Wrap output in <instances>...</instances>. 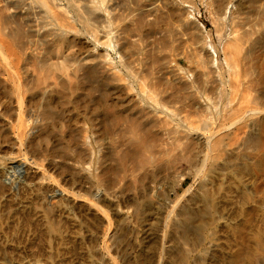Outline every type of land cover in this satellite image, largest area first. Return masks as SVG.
Here are the masks:
<instances>
[{"label": "bare ground", "instance_id": "bare-ground-1", "mask_svg": "<svg viewBox=\"0 0 264 264\" xmlns=\"http://www.w3.org/2000/svg\"><path fill=\"white\" fill-rule=\"evenodd\" d=\"M179 1L122 0L121 14L119 2L108 0H0V142L8 150L28 149L19 173L43 170L67 184L97 183L86 205L107 223L104 240L112 245L121 238L110 233L113 224L123 227L159 203L148 196L149 204L142 205L137 188L155 194L152 184L170 180L160 187L168 264H262L264 95L255 99L260 106L246 111L248 104L238 101L237 107L234 101L241 49L252 53L262 46L264 0H246L247 11L232 21L238 23L222 50ZM226 2L215 9L219 17ZM172 48L193 67L173 60ZM221 55L228 76L220 69ZM224 86L230 90L221 91ZM239 108L241 114L232 116ZM183 110L200 112V124L182 116ZM173 135L176 142L170 143ZM72 150L84 161H76ZM113 167V180L122 171V194L102 185ZM189 178L193 183L178 194ZM72 194L67 189L43 199L42 211L53 217L62 197ZM120 198L131 213L119 209ZM254 220L250 238L245 229Z\"/></svg>", "mask_w": 264, "mask_h": 264}, {"label": "rangeland", "instance_id": "rangeland-1", "mask_svg": "<svg viewBox=\"0 0 264 264\" xmlns=\"http://www.w3.org/2000/svg\"><path fill=\"white\" fill-rule=\"evenodd\" d=\"M108 1H109L108 4L113 5V6L119 2L118 3L119 7H117L118 8L117 10L119 11L117 12L118 13L122 12L121 10L122 0H108ZM186 1L185 0L179 1V4L182 5V8H185L186 16H188V18L194 19L195 21H199L203 23L205 27H207L206 29L207 31H209L213 39V43L215 42L219 50H222L221 48L223 47V44L226 42L227 36H229L230 32L232 31V27H231L233 23L232 21L233 20L241 21V19L243 18L242 15H244L243 13L247 11L246 10V6H247L246 0H227L228 3L226 2L227 5L224 9V12L226 11L225 12L226 14L223 12V14H225L226 16L222 15L220 17H223V18H220L216 12V10L218 9L220 0H186ZM132 3L133 4L136 3L135 0H129L128 5H132ZM237 23H233L232 26H235V24ZM219 26H221L220 28L222 30L221 29L219 30L222 31L223 35L221 34V32L220 34L219 32H217L218 29L216 27L219 28ZM225 32H227V34ZM222 36H223V39H222ZM208 38L206 37L204 39V44L206 48L211 49L212 40ZM263 41L264 39L261 41L262 46H260V48L255 49L256 51L254 50L251 53L247 49L243 48L241 49L240 55H238V63L240 66L239 69L241 71L240 72L241 77H240V80L237 81L239 82L237 83L238 85L235 84L238 86V87L236 86L237 87L236 89L238 90L237 91L238 95L236 96L237 98L234 102H235V105H237V107L239 103H240V106L241 104H243L242 106H244L245 103L248 104L244 106V110L245 109L248 110L253 105L260 106V104L256 105V103L258 102L256 100H258V98L260 97L259 95L261 93L264 95V48H263L264 42ZM184 45L185 44H183V47L185 48L187 44L185 46ZM172 49H173L172 51L173 60L180 59L181 58L179 55L180 52L177 53L178 50H175L174 48ZM109 53L112 54L113 52L109 50ZM175 54H178L177 56L179 57H177ZM249 54H251V56ZM223 58L224 56L222 55L219 58L220 69L222 73H224L223 75H225V72H226L227 75L225 76H228L227 66L225 65ZM180 61L182 63V66L185 69H189L190 67L191 68L193 67L192 65H188L190 63L187 62V60L185 59L181 58ZM250 73H251V76L253 75L252 77H250ZM223 88L221 91L230 90V87L228 86H224ZM244 90L247 93H245ZM240 97L242 98V100L240 99ZM240 100L242 102L244 100L245 101L242 103ZM238 101L239 103L237 104ZM177 106H180V104H177ZM246 106H249V107H246ZM227 107H229V109ZM226 108L227 110H230V104L228 105L226 104ZM240 108L242 109V107ZM240 108L238 111L235 110V112L232 113L233 114L232 116H237L241 114V113L238 114V112L240 111ZM183 111L184 113H182L183 114L182 116L189 117L190 121L194 125L200 124L201 118H202V114L200 112L187 113V111L185 110ZM171 138L172 139L170 140V143L172 142L175 143L176 142L175 139L177 137L173 135L171 136ZM3 146H5V144L0 142V180H1L0 182L3 184V186H0V199H1L0 201V264H105V263L111 264L110 262L112 263L117 262L119 264H168L166 251L170 244L168 243V238H167L168 236L165 238V234H164L165 233L164 226L166 224L165 217H167V211H165V208L162 204L163 201L161 200L160 187L162 185H165V186H167V184L169 185L170 180L169 181L159 180L160 182L158 181L157 185L152 184L153 186H156L155 187L156 192L155 190H152L155 194H150L151 192L148 190L147 191L148 195H147V194H144L145 192H143L139 187L137 188L136 190L138 192L137 195L142 205L149 204L151 199L154 200V202H159L160 204L158 203L155 206V208H153L151 211H147L146 213H144V215L140 217L131 216L130 217L131 219L129 221L130 223L123 225L124 228L122 227V222L121 224L120 223L119 224L115 223V225L113 224V226L111 227L110 233L117 232L118 237L119 238L121 237V238L119 239L120 241H118L119 243L116 242L117 244L113 243L112 245V242H110L109 240L108 241L107 239L104 240V234L106 233L105 231L108 229V225H106L107 223L105 222V224L104 223L102 224V221L97 220L98 216L96 215V212H95L96 210L86 205L89 203L88 201H91L92 199L91 195L89 194V191H90L89 189L96 186L97 183L88 181L82 184L70 183L71 184L70 185L67 183H63L59 179L60 177H58L54 173L52 172L46 173V172H43V170L35 172L33 171L34 169L27 170V168H24V170H22L19 173L18 166L23 164L25 157H27L28 149H26V147L25 148L22 147L20 149L14 148L12 150L11 149L8 150L6 149L7 148L6 146L5 147ZM75 153L77 154V151L72 150L73 156L76 155ZM77 156L78 155L74 157H77ZM79 158L84 161V159H82V157L80 156H78V158H75L76 161L80 162L81 160H79ZM115 169L117 170V168L113 167V171H112V168H110V172H109V168H107V172L108 174H110L108 177L110 179L107 177L108 182H105V183L103 182L102 185H104L103 187H107V185H109V188H111V191L115 189L116 191L121 193L122 192L121 191L122 190V178H121L122 176L120 177L119 175H121L122 171H119L120 172L118 173L119 175L115 176V178L117 179L114 178L113 180V178L111 177H113L112 173H114V171L117 172ZM187 169L188 168H186L185 166L179 167V171L183 173H187L189 170ZM27 171H29L28 172L29 175L31 174L30 172L32 171V176L30 175L31 177H29V175L27 174ZM42 177L43 179L41 180ZM58 181L59 183L56 184V182ZM192 183H193V179L189 178L184 188L177 191L179 192L178 194L182 195L184 190H186ZM1 187H4V189ZM67 189L68 191L70 190L73 191L74 195L72 194L73 196L66 195L62 197L64 198L62 199V201L64 202H61L60 205H62L63 207L60 206L59 210L55 209L56 213L53 212V214L55 213L53 217H51L52 214H49L50 216L48 214L45 215L44 212L42 211L43 209H42L41 204H43L44 202L42 200L45 198H46L45 199L46 201L50 200L54 194L59 195L63 190L67 191ZM48 193H50V195ZM3 195L4 197H2ZM175 195L176 194H171V199H175L176 197ZM148 196L150 198L154 197L155 199L154 198L150 199L148 198ZM120 199L121 200L117 201L120 204L119 209L120 210L123 209L125 211L129 210V212L131 213L133 207L131 208L130 205H127L126 203L125 204L122 203V198ZM35 209L37 210V213ZM155 210L157 211L155 212ZM94 212H95V215L93 214ZM110 215H112V213H110ZM50 217L51 219H49ZM41 219L43 222L41 221ZM54 220H57V221L54 222ZM96 220L101 222L102 226L104 225L103 228L101 224H99V222L97 223ZM254 223H255V220L252 223V225H249L250 227L247 226V228L245 229L246 236H248V232H249V237L250 236L252 237L253 234L256 232V226ZM96 224H99V225H96ZM253 225L255 226L254 228L255 230H253L254 232L251 231V229H253L254 227ZM90 227H92L93 229L91 228L92 230H89ZM35 229L37 231H35ZM94 229H97V231H95ZM122 229L123 230L125 229L127 231L126 232L127 234L123 235ZM247 229H250V230L248 231ZM87 230L89 232H87ZM263 230H264V227H263ZM251 232L252 234H250ZM89 233L90 234L92 233V234L90 235ZM96 235L98 237L99 236L102 237V239L98 238ZM81 237H84V238H81ZM122 237H125V238H122ZM95 238H98V241H96ZM109 247H110V250L108 249ZM115 247H116V250H115ZM245 250L247 249H244V252L246 253ZM248 250L250 249L248 248ZM263 254L264 253L262 251L261 252V256H262L261 263L262 264H264ZM240 264H243V263H240Z\"/></svg>", "mask_w": 264, "mask_h": 264}]
</instances>
